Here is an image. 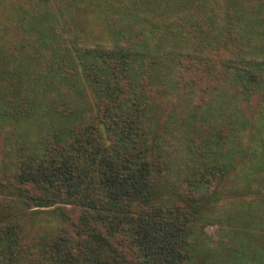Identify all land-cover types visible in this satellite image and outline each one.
Instances as JSON below:
<instances>
[{
	"label": "trees",
	"instance_id": "16d2710c",
	"mask_svg": "<svg viewBox=\"0 0 264 264\" xmlns=\"http://www.w3.org/2000/svg\"><path fill=\"white\" fill-rule=\"evenodd\" d=\"M10 3L0 118L16 136L15 124L40 112L57 123L7 153L6 186L39 209L21 214L0 200V264H264V230L255 234L262 247L244 244L219 261L203 229L224 175L264 173V0ZM97 21L105 32L91 36ZM170 82L194 120L183 208L163 196L169 154L153 130L157 87ZM85 86L96 109L70 100ZM254 95L261 100L246 117L241 104ZM244 136L259 141L249 160ZM37 214L42 228L27 233L24 219ZM257 214L264 229V205Z\"/></svg>",
	"mask_w": 264,
	"mask_h": 264
},
{
	"label": "rangeland",
	"instance_id": "374dc122",
	"mask_svg": "<svg viewBox=\"0 0 264 264\" xmlns=\"http://www.w3.org/2000/svg\"><path fill=\"white\" fill-rule=\"evenodd\" d=\"M13 16L14 12L10 0H0V23L1 21L7 22ZM91 29H93L91 36L105 32L102 24L98 21L93 24ZM157 88L160 89L158 92L159 102L155 107L153 130L161 139V147H164L166 153L169 154L166 155V157L168 156L166 162L169 166L164 173L166 178L160 185L163 186L162 193H164L165 201L183 208V205L187 203L186 197L191 196L188 188L183 186V174L187 172L188 166L186 164L191 163L185 151L187 147L185 141L189 136L187 126L194 120L192 122L187 121L191 118V112L184 109L183 94H177L171 82L166 87ZM64 90L68 91L69 88ZM83 90L85 93L82 98L80 96L73 98L70 95V100L77 102L83 100L96 109L97 98L94 97L93 92H90L87 86L83 87ZM9 96V91L3 89L0 110L6 105ZM260 100L258 95H254L248 101H243L241 104L242 113L251 118ZM44 114L45 111L40 112L38 120L32 118L28 122L23 121L15 124L14 129L20 132L29 146H34L40 136H43L44 126L57 123L53 118H50L53 117L52 115ZM0 127V200L9 203L14 202L13 208L17 213L28 214L30 211L33 212L32 210L39 209V207H29L19 202L6 186L7 173L10 168L7 153L13 151L17 142L23 138L12 132V124L9 121L0 118ZM258 142V139H251L249 136L243 137L241 148L244 153L241 160L248 159L249 154L247 152L249 153L253 145ZM192 154L190 150L188 157L190 158ZM245 171L244 173L240 172L238 177L231 178L224 175L223 178L225 179L217 187L216 206L213 210L211 209L210 217L203 225L206 235L205 242L213 252V259L217 256L219 261L238 253L244 244L250 248L262 247L263 245L261 236L256 237L255 234H260L264 230L263 220L257 214L261 213V207L264 205L262 202L264 200V173L257 172L252 175L249 173L250 167ZM248 179L249 182L247 183ZM44 214L40 213V216H44ZM42 222L44 220L41 217H35V219L26 217L24 219L26 232L30 233L35 228H42ZM249 252L251 253L252 250L249 249Z\"/></svg>",
	"mask_w": 264,
	"mask_h": 264
}]
</instances>
